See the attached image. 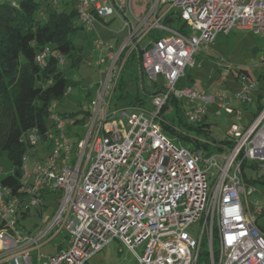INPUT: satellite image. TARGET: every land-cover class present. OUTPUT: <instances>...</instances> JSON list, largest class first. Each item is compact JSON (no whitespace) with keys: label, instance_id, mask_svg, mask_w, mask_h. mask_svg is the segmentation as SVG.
Instances as JSON below:
<instances>
[{"label":"built area","instance_id":"1","mask_svg":"<svg viewBox=\"0 0 264 264\" xmlns=\"http://www.w3.org/2000/svg\"><path fill=\"white\" fill-rule=\"evenodd\" d=\"M165 1L171 5L162 9ZM76 12L85 32L118 15L126 35L118 45L107 43L106 50L100 37L93 40L100 52L95 64L106 59L108 66L100 70L105 74L86 109L76 159L68 162L73 145L64 131L73 117L52 113L43 135L36 127L22 135L31 147L22 156L18 185L2 183L8 172H0V264H84L114 238L132 251L136 264H197L203 242L209 264H264V224L249 210L247 196L255 187L243 174L248 161L264 165V99L246 125L233 123L228 129L224 139L230 145L192 137L207 148L192 141L189 147L176 146L163 132L161 115L174 99L175 108L179 100L186 102L187 121L202 124V133L208 130L209 103L216 104V114L241 119L259 85L264 92V54L257 62L251 59V68L261 73L257 78L240 74L237 90L206 93L177 84L217 34L238 28L264 36V0H78ZM173 19L179 28L169 25ZM48 48L37 55L39 61ZM130 55L138 61L141 88L144 77L154 85L149 106H112L114 86ZM210 144L222 148L209 153ZM37 145L42 154L30 169L27 158ZM50 200L56 202L51 214L45 212ZM255 204L254 211L261 212ZM35 210L44 225L17 229L19 216ZM61 229L68 245L42 260L44 238Z\"/></svg>","mask_w":264,"mask_h":264},{"label":"rangeland","instance_id":"2","mask_svg":"<svg viewBox=\"0 0 264 264\" xmlns=\"http://www.w3.org/2000/svg\"><path fill=\"white\" fill-rule=\"evenodd\" d=\"M0 1L18 2L19 0ZM77 3L78 0H56V3L53 0H39V8L36 10L35 16L37 19H42L43 15L46 16L54 9H66L70 11L72 8H76ZM170 5L171 1H165L161 7L162 9H167ZM169 25L177 29L180 26V21L173 19L169 22ZM125 34L126 31L123 29L122 19L118 15L108 18L107 24H104V28L95 26L94 31L85 32L80 29L75 33L73 36L74 43L79 47L81 46L84 58L77 67H71L69 61L60 64V67L66 70L67 76L73 83L70 85L68 93L52 102V105H54L52 107L53 111L68 114L81 109H87L90 101L95 96L96 83L105 74V72H101L100 70L105 71L108 66L106 59L100 66L95 64L100 52L95 49L93 40L100 37L102 41L106 42L104 47V50H106L108 44H120ZM261 53L264 54V36L262 35L260 36L250 30L238 28H233L226 35L221 33L217 34L213 42L202 47L195 55V64L187 69L186 75L178 81L177 85L185 86L190 84L198 89L204 90L206 93L222 90H237L240 88L238 77L244 71H248L251 75L254 74L251 68L253 65L251 59L257 62ZM138 71V61L133 55H130L121 69V76H119L117 85L115 86L116 88L114 89L111 100L112 106H114L119 93L123 92L124 88L133 90V88L137 87L140 95L144 93L140 86L142 79ZM157 83L159 84V82ZM143 84V86L149 85L145 77L143 78ZM253 97H255L254 94ZM216 108L215 103H209L207 105L205 124L208 130L204 133L196 132L191 127L197 126V124L194 125L187 121L185 111L188 109V106L186 102L179 100L177 108H175V103L170 100L161 113L164 124L170 126V128L163 127V132L176 146L189 147L192 137L223 144V139L233 123L246 125L249 122L250 116L247 114L249 112L247 110L245 112L243 111L241 119L237 120L234 113L222 111L221 114H216L214 111ZM254 108L255 104H250L248 110H253ZM122 119L125 121L126 117L122 115ZM48 123L50 124V120ZM64 131L68 138L73 141L71 143L73 150L69 154L68 159V162L71 163L77 157L75 155L77 139L84 137L86 128L81 125L67 124L64 127ZM208 150L209 153H212L220 151L221 149L210 144ZM41 154V145L35 146V149L30 152L27 158L30 169L34 161ZM82 163H85V159ZM11 169L10 161L5 156H2L0 158L1 176ZM243 174L255 187V191L247 196L249 210L255 214L257 223L263 225L264 165L252 164L251 161H248L243 165ZM51 193L57 198L60 195L59 192ZM242 201L245 204V198H242ZM255 201H258L259 205L263 208L261 212L254 211L258 206L255 204ZM52 205L54 207L55 203ZM48 211V208L45 207V212L48 213ZM38 225L43 226L44 224L41 222L39 213L35 210L24 217L19 216L16 227L23 232H28ZM190 232L192 231L190 230ZM194 233L199 235V229L195 228ZM53 234V231H50L43 240L46 243L40 248L41 252L45 255L42 260L46 259L47 256L56 254L69 243L68 234L64 229H61L56 235L52 236ZM136 249L138 250V248ZM136 262L137 259L132 251L120 240L114 238L103 248L88 257V260L84 264H136ZM197 264H209V258H204L201 255Z\"/></svg>","mask_w":264,"mask_h":264},{"label":"trees","instance_id":"3","mask_svg":"<svg viewBox=\"0 0 264 264\" xmlns=\"http://www.w3.org/2000/svg\"><path fill=\"white\" fill-rule=\"evenodd\" d=\"M38 8L39 0L0 1V158L5 156L13 171L3 175L1 182L13 188L18 185L22 156L31 147L22 135L33 127L41 135L45 133L51 125L48 123L51 114L58 113L53 111L52 102L63 97L67 87L73 83L60 64L69 61L71 67H77L84 58L81 46L73 40L75 33L82 29L76 8L70 11L54 9L42 19H37L35 12ZM44 47H49V53L39 61L37 55ZM58 54L63 57L62 61ZM242 73L252 77L248 71ZM153 86H143L145 92L142 95L137 87L133 90L123 87L115 105L149 106L148 95ZM261 90L260 86L254 97L253 115L263 106L264 92ZM170 100L177 103L174 99ZM87 114L86 109H81L61 115L71 116L73 125L83 126ZM163 126L170 128L164 123ZM201 126L191 128L201 132ZM190 141L195 146L207 148L196 139L191 138ZM223 143L231 144L225 139ZM201 255L208 257L205 242L201 245L199 258Z\"/></svg>","mask_w":264,"mask_h":264},{"label":"crops","instance_id":"4","mask_svg":"<svg viewBox=\"0 0 264 264\" xmlns=\"http://www.w3.org/2000/svg\"><path fill=\"white\" fill-rule=\"evenodd\" d=\"M53 2L56 3V0H53ZM161 8H162V7H161ZM137 9H138V8H137ZM43 16H44V15H43ZM166 21H168V20H166ZM169 22H170V21H169ZM105 24H107V22H106ZM95 26H99V27H103V28H104V25L102 26V25H100V24H98V23H97ZM94 30H95V28H94ZM94 30H93V31H94ZM124 30H126V29H124ZM125 35H126V34H125ZM124 37H125V36H124ZM124 37H123V39H124ZM123 39H122V40H123ZM252 69H253V68H252ZM253 71H254V72H253L254 74H253L252 76H253L254 78H257V75H259V73H261L262 69H253ZM255 94H256V92H255ZM255 94H254V96H255ZM245 108H246L247 111H249L247 114H249V116H250V115H251V114H250V113H251V110H248L249 105H248V106H245ZM246 110H245V111H246ZM245 111H244V112H245ZM249 118H250V117H249ZM252 164H254V163H252ZM47 197H48V196H47ZM49 203H50V205H49V207H48V210H49V212H51L52 209H53V205H52V204H53V203L56 204V202L50 200Z\"/></svg>","mask_w":264,"mask_h":264}]
</instances>
